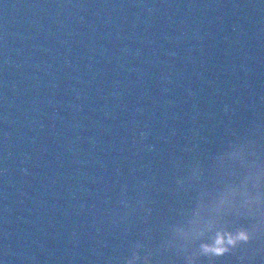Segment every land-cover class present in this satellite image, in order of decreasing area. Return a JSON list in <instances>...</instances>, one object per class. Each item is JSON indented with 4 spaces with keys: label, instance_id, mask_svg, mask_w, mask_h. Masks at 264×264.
<instances>
[{
    "label": "water",
    "instance_id": "95a60500",
    "mask_svg": "<svg viewBox=\"0 0 264 264\" xmlns=\"http://www.w3.org/2000/svg\"><path fill=\"white\" fill-rule=\"evenodd\" d=\"M136 244L166 264L102 0H0V261L126 264Z\"/></svg>",
    "mask_w": 264,
    "mask_h": 264
},
{
    "label": "clouds",
    "instance_id": "9594fccd",
    "mask_svg": "<svg viewBox=\"0 0 264 264\" xmlns=\"http://www.w3.org/2000/svg\"><path fill=\"white\" fill-rule=\"evenodd\" d=\"M227 111V109H225ZM244 150L243 146H237L234 150ZM237 194L248 196L246 192L239 193V190H233L232 199H221L219 206L217 208L218 215L215 218H209L204 222V225L199 233L202 235L204 231L214 230L217 220H219L222 214L226 211H233L237 209L235 203V197ZM250 202V199L246 198L239 204V209H244ZM254 233L248 228H236L227 232H216L215 239L212 243H200L197 256H189L186 258V264H196V260L199 256H206L210 260V264L213 258L218 256H224L232 253L242 244H247L253 239ZM141 246L136 244L132 251V256L127 259L126 264H140L143 260V264H151L150 258L148 256L141 257L136 249ZM3 264V261H0Z\"/></svg>",
    "mask_w": 264,
    "mask_h": 264
}]
</instances>
